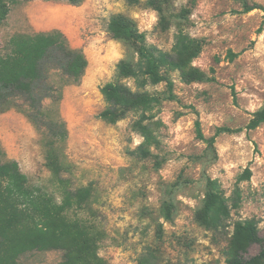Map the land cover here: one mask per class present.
<instances>
[{
	"label": "rangeland",
	"instance_id": "obj_1",
	"mask_svg": "<svg viewBox=\"0 0 264 264\" xmlns=\"http://www.w3.org/2000/svg\"><path fill=\"white\" fill-rule=\"evenodd\" d=\"M145 1L133 6L127 0H83L79 5L9 1V13L0 23V55L9 52L14 36L58 30L86 58L76 84L50 71L48 80L60 92L44 99L42 110L66 128L59 145L73 186L94 190L93 209L105 233L98 248L101 258L108 264H138L139 256L151 248L167 262L225 264L232 227L221 233L207 230L196 214L208 179H217L230 196L236 176L249 168L250 179L240 183L241 206L229 222L255 218L264 238V124L245 129L264 104V12L242 13V3L235 0H175L159 14ZM247 2L264 7V0ZM182 8L190 14L181 28L203 41L192 65L207 79L186 84L178 73L171 74L175 98L164 101L154 118L159 145L150 157L138 158L132 151L142 137L131 128L137 115L129 113L115 124L99 117L105 107L100 88L114 79L126 50L108 33V21L115 14L128 16L149 44L170 51L179 27L169 15ZM161 16L169 19L165 28ZM150 90L162 92L165 87ZM45 121L35 124L19 100V106L0 112V149L5 161L17 162L30 184L53 192L45 166ZM196 121L207 141L197 139ZM217 128L240 131L215 135ZM164 201L173 205L170 222L163 218ZM258 249L252 245L245 256ZM61 259V251H34L17 264H56Z\"/></svg>",
	"mask_w": 264,
	"mask_h": 264
},
{
	"label": "trees",
	"instance_id": "obj_2",
	"mask_svg": "<svg viewBox=\"0 0 264 264\" xmlns=\"http://www.w3.org/2000/svg\"><path fill=\"white\" fill-rule=\"evenodd\" d=\"M9 1L13 0H0V23L9 13ZM54 1L79 5L83 0ZM174 1L146 0L145 3L162 14ZM235 1L242 3V13L255 9L264 12L261 5L248 4L247 0ZM140 2L127 0L131 6ZM189 14V8H182L179 13L169 15L179 27L170 51L149 44L146 35L128 16L115 14L108 21V33L126 50L116 65L114 79L100 88L105 107L99 117L115 124L129 113L137 115L131 128L142 137V142L132 151L138 158L150 157L152 148L159 145L154 118L164 101L175 98L171 74L178 73L186 84L207 79L203 71L192 65L202 51L203 41L191 37L181 28ZM168 23L169 19L161 16L162 27H167ZM86 66L83 53L69 47L67 39L58 30L14 36L10 40L9 52L0 55V112L19 106V100H22L25 112L35 124L40 125V121L46 119L45 166L51 173L54 190L48 192L30 184L17 162L5 161L0 149V264H17L18 259L28 252L51 250L62 252V259L56 264H108L98 255L105 233L93 209L96 202L94 190L91 186H73L59 145L67 136L66 128L42 110L43 100L60 92L48 80L50 71L60 73L67 84H76ZM161 84L164 91L150 90ZM262 124L264 104L252 114L245 129L254 130ZM237 131L240 129L217 128L215 135ZM195 132L197 139L207 141L198 121L195 122ZM250 177L249 168L237 175L230 196L225 195L217 179H208L202 206L196 214L198 223L207 230L221 233L232 227L224 251L225 264H264V238L260 236L259 222L255 218L229 222L232 211L241 206L240 183ZM161 211L163 218L170 222L172 203L164 201ZM254 244L258 245V252L245 256ZM138 264L181 263L163 261L157 250L148 248L139 256Z\"/></svg>",
	"mask_w": 264,
	"mask_h": 264
}]
</instances>
